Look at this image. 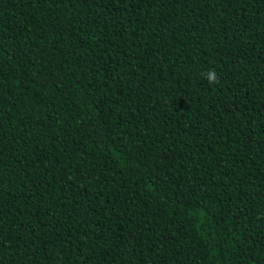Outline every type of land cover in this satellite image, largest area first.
<instances>
[{"label":"trees","instance_id":"16d2710c","mask_svg":"<svg viewBox=\"0 0 264 264\" xmlns=\"http://www.w3.org/2000/svg\"><path fill=\"white\" fill-rule=\"evenodd\" d=\"M0 264H264V0H0Z\"/></svg>","mask_w":264,"mask_h":264},{"label":"clouds","instance_id":"9594fccd","mask_svg":"<svg viewBox=\"0 0 264 264\" xmlns=\"http://www.w3.org/2000/svg\"><path fill=\"white\" fill-rule=\"evenodd\" d=\"M206 78L210 84L219 83V78L217 76L215 69L209 70Z\"/></svg>","mask_w":264,"mask_h":264}]
</instances>
